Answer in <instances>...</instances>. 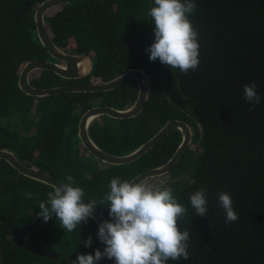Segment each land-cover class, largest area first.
Segmentation results:
<instances>
[{
  "label": "trees",
  "instance_id": "1",
  "mask_svg": "<svg viewBox=\"0 0 264 264\" xmlns=\"http://www.w3.org/2000/svg\"><path fill=\"white\" fill-rule=\"evenodd\" d=\"M46 0H0V150H9L26 165L46 172L62 183L75 178L83 200L95 199L97 209L110 220L107 194L112 178L132 181L138 175L163 166L182 142L175 129L137 161L107 165L80 154L79 123L83 114L98 105L127 109L137 100L136 80L107 92H68L37 98L19 86L20 71L29 61L55 60L40 42L35 13ZM189 17L199 33V66L183 74L179 69L151 62L145 49L154 42V25L148 11L154 0H75L55 7L45 22L56 45L67 53L86 55L91 72L68 80L48 70L35 71L32 86L52 88L79 83H103L130 69L144 71L151 92L144 110L134 118L104 122L89 128L94 142L106 152L123 156L154 137L170 120L187 122L194 130L193 143L170 172V188L188 208L181 231L190 233L188 260L168 264H264V0H193ZM258 86L261 103L250 111L243 88ZM8 119L6 124L3 119ZM25 125V132L18 125ZM35 129V132L33 131ZM207 189L208 213L197 217L190 195ZM54 187L22 175L0 159V240L5 264H73V253L103 250L94 219L73 232L60 228L53 217H38L39 203L47 201ZM31 192L33 198H26ZM234 201L239 220L225 223L218 193ZM33 229L27 240L61 254L60 260L32 254L16 245L21 227ZM209 226L211 232L209 231ZM89 236L93 243L85 248ZM100 264H115L104 259Z\"/></svg>",
  "mask_w": 264,
  "mask_h": 264
},
{
  "label": "clouds",
  "instance_id": "2",
  "mask_svg": "<svg viewBox=\"0 0 264 264\" xmlns=\"http://www.w3.org/2000/svg\"><path fill=\"white\" fill-rule=\"evenodd\" d=\"M148 11L151 24L155 27L154 42L145 49L151 62L160 63L171 70L179 69L187 74L199 66V33L189 17L196 11L193 0H154ZM253 82L243 88V99L252 107L261 103ZM66 182L48 192L47 201L39 203L38 217L45 223L53 217L60 222V228L73 232L81 225L94 219L98 208L95 199L85 203L82 188L74 186L75 178L66 176ZM110 191L100 204L108 203L110 220L98 226L97 237L104 245L93 254H81L73 264H100V261L114 260L115 264H168L169 260H188L190 233L181 231L178 221L184 219L188 208L180 204L170 188H161L148 181L135 182L112 178ZM207 189L201 188L191 194L190 205L197 217L208 213ZM218 205L225 213V223L231 225L239 220L234 210V201L227 192H220ZM26 198H33L31 192ZM209 231L211 228L209 226ZM85 248L92 247V237L82 241Z\"/></svg>",
  "mask_w": 264,
  "mask_h": 264
},
{
  "label": "water",
  "instance_id": "3",
  "mask_svg": "<svg viewBox=\"0 0 264 264\" xmlns=\"http://www.w3.org/2000/svg\"><path fill=\"white\" fill-rule=\"evenodd\" d=\"M72 1L75 0H46L42 2L36 10L35 22L40 42L47 49L50 56L55 59V61L35 60L27 62L20 71L19 86L21 90L28 95L41 98L68 92H107L114 90L129 81L136 80L139 86V94L135 103L131 107L123 110L104 105H98L87 110L81 117L79 123V138L84 148H86L92 156L99 159L103 163L109 165H125L137 161L144 154L154 148L159 142H161L171 131L178 129L181 131L183 138L179 148L176 150L173 157L163 166L148 170L135 177L132 181L139 183L149 178L163 176L170 173L172 169L178 164L181 156L186 152V150L193 142L192 127L185 121L176 119L168 121L166 125L149 141L141 145L134 152L123 156H118L106 152L94 142L90 135V125L101 116L106 115L114 119H129L136 117L144 110L151 92V80L144 71L140 69H130L125 73L117 76L113 80L103 83H79L52 88H37L32 86L30 78L35 71L48 70L55 72L64 79L77 80L86 77L92 70L93 65L91 64L88 73L85 72V62L90 60L89 56L67 53L56 45L51 35L49 34L48 27L45 22L46 14L50 9L68 4ZM0 159L6 160L22 175H25L29 178L41 181L50 186H53L54 188L62 184L61 181L57 180L48 173L40 171L35 167L26 165L18 157H16L13 152L9 150L1 149ZM93 216L98 226L104 220H107L105 215H103L98 209L95 210ZM31 229L32 226L29 225L21 227L16 231L14 235V241L16 245L22 247L32 254L59 260L61 255L57 251L48 249L46 247L43 248L32 245L26 240V235L30 232ZM79 255L80 253H73L69 255L68 258L76 259ZM5 259L6 254L4 245L0 240V264H5Z\"/></svg>",
  "mask_w": 264,
  "mask_h": 264
},
{
  "label": "rangeland",
  "instance_id": "4",
  "mask_svg": "<svg viewBox=\"0 0 264 264\" xmlns=\"http://www.w3.org/2000/svg\"><path fill=\"white\" fill-rule=\"evenodd\" d=\"M91 64H92V60H89V61H86V62H85V68H86L85 72H86V73H88ZM7 120H8L7 118H6V119H3V123L6 124ZM98 120H99L100 122H104V121L106 120V118L99 117ZM17 128H18V130H20L21 132H25V131H26V130H25V125H24V124H20V125H18ZM192 130H193V129H192ZM33 131L35 132V129H34ZM193 137H194V130H193ZM190 148H191V149H194V150H197V151H200L199 146H198L197 144H194L193 142L191 143ZM80 154H81L82 156H84L85 158H87L89 161H93V160H94V159L92 158V156L90 155V153L87 151V149L84 148V146L82 145V143H81V146H80ZM107 165H108V164H106V163H105V164L100 163V164H99V167H100V168H106V167H108ZM168 174H170V173H168ZM168 174H166V175H168ZM163 176H165V175H163ZM159 177H161V176L153 177V178H149L148 180H150V179H152V180H158ZM154 178H156V179H154ZM145 181H147V180H145Z\"/></svg>",
  "mask_w": 264,
  "mask_h": 264
},
{
  "label": "built area",
  "instance_id": "5",
  "mask_svg": "<svg viewBox=\"0 0 264 264\" xmlns=\"http://www.w3.org/2000/svg\"><path fill=\"white\" fill-rule=\"evenodd\" d=\"M154 179H156V178H154ZM172 179H173V178L171 177V175L168 174V175H165V176H161V177H159L158 180H152V179L148 180V179H147V181H148L149 183L156 184L157 186H159V187H161V188H164L165 186H167V183H168L169 181H171Z\"/></svg>",
  "mask_w": 264,
  "mask_h": 264
},
{
  "label": "flooded vegetation",
  "instance_id": "6",
  "mask_svg": "<svg viewBox=\"0 0 264 264\" xmlns=\"http://www.w3.org/2000/svg\"><path fill=\"white\" fill-rule=\"evenodd\" d=\"M51 61H55V60H51ZM77 84H78V83H77ZM72 85H73V84H72ZM32 229H33V227H32ZM32 229H31V230H32ZM31 230H30V232H31ZM30 232H29V233H30ZM29 233L26 235V240H27V236L29 235ZM27 241H28V240H27ZM28 242H29V241H28ZM29 243H30V242H29ZM30 244H31V243H30ZM32 245H33V244H32ZM39 247H43V248H45L46 246H39ZM46 248H47V247H46ZM48 249H50V248H48ZM51 250H53V249H51ZM54 251H55V250H54ZM59 254H60V253H59ZM60 255H61V254H60ZM68 256H69V255H68ZM68 256H67V257H68ZM61 258H62V256L60 257V259H61ZM60 259H59V260H60Z\"/></svg>",
  "mask_w": 264,
  "mask_h": 264
}]
</instances>
